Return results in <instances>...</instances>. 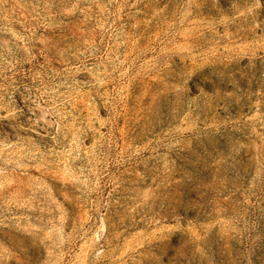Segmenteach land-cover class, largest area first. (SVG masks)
Returning <instances> with one entry per match:
<instances>
[{
  "label": "rangeland",
  "instance_id": "obj_1",
  "mask_svg": "<svg viewBox=\"0 0 264 264\" xmlns=\"http://www.w3.org/2000/svg\"><path fill=\"white\" fill-rule=\"evenodd\" d=\"M0 264H264V0H0Z\"/></svg>",
  "mask_w": 264,
  "mask_h": 264
}]
</instances>
